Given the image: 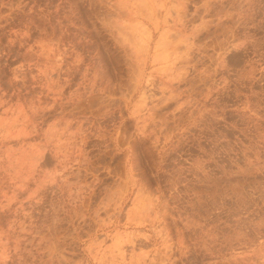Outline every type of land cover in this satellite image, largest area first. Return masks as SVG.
Returning <instances> with one entry per match:
<instances>
[{"label":"rangeland","instance_id":"374dc122","mask_svg":"<svg viewBox=\"0 0 264 264\" xmlns=\"http://www.w3.org/2000/svg\"><path fill=\"white\" fill-rule=\"evenodd\" d=\"M0 264H264V0H0Z\"/></svg>","mask_w":264,"mask_h":264}]
</instances>
